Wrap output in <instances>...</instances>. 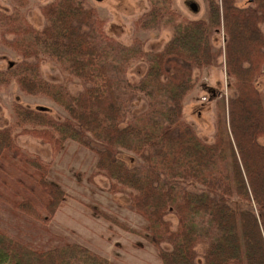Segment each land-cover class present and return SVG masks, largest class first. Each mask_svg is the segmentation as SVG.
<instances>
[{
    "label": "trees",
    "instance_id": "1",
    "mask_svg": "<svg viewBox=\"0 0 264 264\" xmlns=\"http://www.w3.org/2000/svg\"><path fill=\"white\" fill-rule=\"evenodd\" d=\"M147 1L149 10L136 25L170 29L159 50L108 37L87 0L41 6L46 24L40 30L22 14L29 0H11L13 11H0L1 41L21 59L0 71V87L14 82L66 114L55 119L45 108L13 105L11 126L0 129V211L6 207L30 225H46L64 201L47 180L50 164L16 144L13 131L20 129L53 153L66 142L91 151L110 190L129 191L161 264H264V104L255 86L264 77V0L242 6V0H206V17L197 20L182 17L172 0ZM218 32L222 52L212 44ZM221 56L234 92L220 104L207 142L184 120L183 107L195 72ZM42 61L56 64L61 83L42 79ZM136 62L138 79H129ZM72 80L82 85L77 93L64 85ZM120 151L136 163L128 166ZM0 264L117 263L68 241L32 247L0 226Z\"/></svg>",
    "mask_w": 264,
    "mask_h": 264
},
{
    "label": "rangeland",
    "instance_id": "2",
    "mask_svg": "<svg viewBox=\"0 0 264 264\" xmlns=\"http://www.w3.org/2000/svg\"><path fill=\"white\" fill-rule=\"evenodd\" d=\"M87 1L104 21L105 34L121 45L130 46L140 42L146 51L159 50L170 40L171 31L166 26L142 29L136 25L149 10L147 0ZM50 2L52 0H29V5L22 9L24 18L34 29L40 30L45 26L46 20L39 8ZM237 4L242 6L245 1ZM172 6L189 20L206 17V0H172ZM0 11H13L11 0H0ZM262 29L264 32V24ZM212 44L222 52L224 36L221 32L213 36ZM20 60L0 38V71H6L10 63ZM216 63L195 72V87L183 107L184 120L207 142H212L214 138L220 104H226L234 92L225 74L223 56ZM139 67V62L132 65L127 77L137 80L136 69L140 71ZM39 69L42 79L48 83L63 81L64 75L56 64L42 61ZM64 85L70 93H77L82 88L77 80ZM255 86L261 92L264 104L263 76L255 80ZM15 103L29 110L45 108L55 119L66 116L64 110L49 98L28 96L11 82L8 86L0 87V129L11 126ZM13 134L23 152L38 156L50 164L47 180L63 191L64 201L46 225H30L32 223L24 216L12 215L6 207H2V228L32 247L48 248L68 241L117 264H161L157 249L148 242L146 222L131 208L129 191L110 190L109 180L97 173L96 157L91 151L74 142H66L62 150L53 153L48 145L38 139L21 135L20 129L14 130ZM119 153L128 166L136 163L132 154L125 151Z\"/></svg>",
    "mask_w": 264,
    "mask_h": 264
}]
</instances>
